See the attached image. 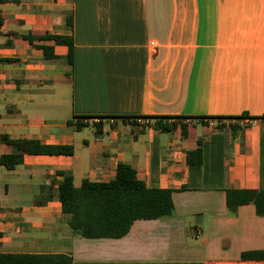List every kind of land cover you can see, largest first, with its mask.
<instances>
[{"label":"crops","instance_id":"1","mask_svg":"<svg viewBox=\"0 0 264 264\" xmlns=\"http://www.w3.org/2000/svg\"><path fill=\"white\" fill-rule=\"evenodd\" d=\"M29 33L71 36L72 62L66 43ZM159 118L191 125L185 136L179 124L160 131ZM3 135L72 145L73 153L30 154ZM198 147L201 164L188 163ZM4 154L18 161L0 163V254L264 264L240 258L264 250V215L252 203L229 214L225 199L227 188L264 187V0L0 2ZM119 163L147 187L172 189L174 214L136 219L120 238L74 235L56 196L58 171L78 187L112 179Z\"/></svg>","mask_w":264,"mask_h":264},{"label":"trees","instance_id":"2","mask_svg":"<svg viewBox=\"0 0 264 264\" xmlns=\"http://www.w3.org/2000/svg\"><path fill=\"white\" fill-rule=\"evenodd\" d=\"M5 0H0L3 2ZM72 24V17H68ZM29 40L53 39L64 42L68 46L67 61L72 62V37L44 34L33 36L27 34ZM46 58L54 55L48 47H43ZM246 117V114L239 116ZM238 117V118H239ZM179 124V125H178ZM86 124L77 123L76 128ZM179 126L183 136L191 122H168L155 120L153 127L160 131H171ZM221 126V125H220ZM233 131L235 128L231 126ZM2 141L13 145H25L30 154H65L73 153L72 145L41 144L35 139L11 140L5 135ZM201 149L188 153V163L201 164ZM18 158L14 154L0 156V163L11 169ZM61 179L57 182V199L61 204V211L67 216V224L71 232L83 238H120L130 229L136 219H162L174 214L172 189L147 187L136 178L133 168L128 164L119 163L115 175L108 181H89L83 179L76 187L71 175L58 171ZM226 207L229 214H235L238 206L252 203L257 215H264V187L258 189L225 190ZM242 260L264 259V250L245 251L240 254ZM0 264H72V257L67 254H0Z\"/></svg>","mask_w":264,"mask_h":264},{"label":"built area","instance_id":"3","mask_svg":"<svg viewBox=\"0 0 264 264\" xmlns=\"http://www.w3.org/2000/svg\"><path fill=\"white\" fill-rule=\"evenodd\" d=\"M153 45V43H151ZM133 121L137 122V123H143L145 125H149V121L148 120H145L141 117H137V118H134L132 119ZM210 124L212 125V122H210Z\"/></svg>","mask_w":264,"mask_h":264}]
</instances>
